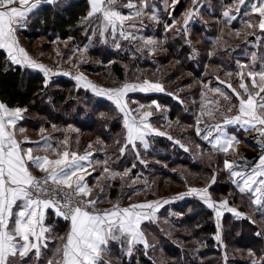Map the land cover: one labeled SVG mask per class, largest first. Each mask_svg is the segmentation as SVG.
Instances as JSON below:
<instances>
[{"label": "snow or ice", "instance_id": "snow-or-ice-1", "mask_svg": "<svg viewBox=\"0 0 264 264\" xmlns=\"http://www.w3.org/2000/svg\"><path fill=\"white\" fill-rule=\"evenodd\" d=\"M56 2L57 0H0V50H4L11 64L38 69L45 77L56 74L53 69L33 59L21 46L17 35L39 6ZM89 2L90 10L85 19H95L102 43H107L109 37L114 41L120 37L130 42L139 41L138 50L149 48L152 54L155 53L160 43L158 40L136 35V31L145 27L144 17L154 23H160L155 5L150 0H89ZM179 2L180 0H170L168 3L166 0L167 8L174 9ZM248 3L251 4V11L247 15L251 17L255 14L258 20L256 22L250 18L246 20L245 29H258L264 32V0H235L222 13L225 22L236 20L240 8ZM199 6L200 0H192V9L184 13L183 25L177 31L188 33V23L199 15ZM121 9L131 11L124 13ZM173 27L174 25H165L167 31H171ZM245 29L237 30L236 34L240 35ZM247 34L255 35V32ZM114 46L117 49L121 47L120 43H115ZM63 75L70 73L64 72ZM238 75L239 89L242 92L232 84H227L238 104L229 103L225 110L231 113L235 108L236 113L229 117L220 111L219 101H209L216 107L208 109L207 112L202 108L201 117L206 114L214 119L219 113L222 123L201 128L199 125L205 121L198 119L195 128L198 136L203 133V139L209 141L213 149L226 155L230 149L235 155L233 145L240 143L236 136L226 132V125H240L245 131L259 132L264 136V65L259 70L249 68L247 72L241 71ZM73 78L81 87L89 88L97 95L112 101L123 114L126 135L125 142L120 146V155H124L131 147L137 159H140L137 142L147 149L149 147L147 136L167 135L154 128L150 122L153 111H141L146 107L151 108L152 105H139L132 109L126 99L127 94L132 91L163 93L165 87L162 83L144 80L142 83H124L118 88H102L89 81L83 73ZM217 79L219 80V77ZM219 82L225 83L223 80ZM204 86L208 87L207 84ZM211 90L219 93L223 100L230 102L231 97L221 89ZM176 98L179 100V97ZM153 105L157 111L161 109L158 103L153 102ZM26 111V108H11L0 102V264H30L33 257L39 260L42 250L47 249L53 240L61 243L55 247L52 257L47 259L46 264H105L104 256L112 242L126 244L128 256L132 255L134 245L137 243L143 244L147 249L149 244L141 225L145 221L156 219V213L162 206L161 202L145 201L130 204L128 207H120L117 203L109 209H98L97 204L100 201L92 197V187L88 185L86 175H92L89 168L100 162H93L90 159L93 155L91 152L79 154L72 149L67 136L59 142L64 146L63 149L54 146L48 136H44L42 141L29 140L23 135L25 129L17 127L18 122L24 119ZM52 127L58 130L56 125ZM44 131L40 129L41 133ZM66 131L76 129L69 128ZM168 139L171 140L173 137L168 136ZM25 143L36 144V151H43L44 154L34 155L33 148L22 147ZM98 143L102 144V141ZM176 143L180 144L178 140ZM91 147L89 144L88 148ZM180 147L185 146L180 144ZM140 162L145 163L143 160ZM107 163L104 161L103 171L108 173L110 178L123 179L131 172V169H126L122 173L114 172L107 167ZM242 163L243 161L225 159L224 167L231 177L239 178L233 179V183L240 193L248 195L250 203L264 218V155L259 157L258 163L251 167L250 171L237 170ZM30 166L44 175L41 177L34 175ZM132 167L134 168L135 164ZM215 183L216 177L213 174L205 187H191L174 199L185 196L199 197L209 209L214 210L218 229L224 212L248 219L255 225L257 223L255 219L231 207L227 199L213 200L209 188ZM169 202L164 200L162 203ZM48 210H52L54 216L68 222V230L64 235L55 234L53 228L45 223ZM255 235L259 237L264 235V232L257 231ZM215 239L221 241V236L217 234ZM248 255L253 258L252 264H264V260L256 257L255 252L249 250Z\"/></svg>", "mask_w": 264, "mask_h": 264}, {"label": "rangeland", "instance_id": "rangeland-1", "mask_svg": "<svg viewBox=\"0 0 264 264\" xmlns=\"http://www.w3.org/2000/svg\"><path fill=\"white\" fill-rule=\"evenodd\" d=\"M190 4L192 1L188 0ZM200 0V5H201ZM206 0H204L205 2ZM70 0H64V1H58L55 3V5L64 6L68 4ZM152 4L155 5L157 15L160 17V23L167 25L168 20H172L174 18V14L176 12L178 4L175 5L174 9L167 8L166 0H150ZM168 3H170V0H167ZM210 5V4H209ZM214 5H212L213 7ZM200 7V6H199ZM192 9V5L188 10ZM39 10V9H38ZM37 10V11H38ZM124 13H128L129 9H121ZM34 14H36V12ZM185 11V12H186ZM184 12V13H185ZM199 15H201V9L198 8ZM182 13V12H181ZM179 14L180 17L178 19H175L174 22H172L171 25H174L173 28H181L183 25V19H184V13ZM32 14L27 22V25L23 28H21L17 35L20 41V44L22 47L25 48V50L29 53V55L35 59L38 63H53V64H63L71 69L74 70H80L85 77L92 83L96 84L99 87L102 88H118L122 86L124 83L134 84V83H142L144 80H149L151 82H160L165 87L164 94L169 95L171 93V98L177 99L176 97H179L178 101H183V105L188 109V115L192 116L193 118V125L192 127H188L185 125H182L179 123L180 117L186 109L179 110L177 113L178 117L174 120L170 119V112H173L172 104H167L166 102H158L161 106V109L157 111L153 105V102L147 101V100H140V99H134L132 103V100H129V106L132 108L133 106L137 108L139 105H145L149 106L152 105L151 108H145L143 110H151L153 111V117L151 118L150 122L152 125L160 130L165 132L167 135L165 136H156V135H150L153 139H157L158 142H160V146L166 149V152L168 154L173 153L172 147L170 145H174L177 148H181L185 152H188V154H192L193 160H199L201 157H209L210 160H213L215 162H220L218 168L216 164L208 170V172L203 173L202 171L193 170L192 167L186 164H179L176 166H169L168 161H164L162 159H159L157 157H153L151 155H148L147 151L140 152L142 156H144V159H146V166H145V176L141 178L140 180H136L135 182L128 181V177H124L122 179V187L127 188L123 189V193L121 194L122 198L124 197H131L133 201L136 200H146V201H160L162 206L160 207V211L158 214V221H147L143 231L145 233V236L148 240L149 247L146 249L144 245H138L135 244L133 248V253L131 256L135 257L137 260L141 257L148 258L152 260L153 264H231L230 260L232 258L239 257L241 260H251L252 257L248 255L249 250L247 248L242 247L240 253H236L233 247L231 246L232 243L237 244V240L235 235L234 237L230 235L229 230L232 228L231 223L232 219L229 218L227 222L225 223V226H223V219L224 216H231L232 218H235L236 221L239 223L240 220L243 221H249L245 218H240L234 216L232 213L224 212L222 217L220 218V228L217 227L215 212L213 209H209L203 201L196 196H185L181 199H174L178 196L180 193H185L189 190L191 187L196 188H203L205 187L208 182L210 181L213 174H215L216 177V183L212 184L209 188V192L215 201H220L223 199H227L229 201V204L231 207L237 208L241 213H244L246 216H251L253 219L256 220V224H252L250 221L249 223L251 226L245 225L241 227L243 229L244 235H248L243 242L249 243L250 237L253 230L258 229L261 232H264V218L261 217V214L255 210V207L250 203L249 197L246 194H242L239 192L236 184L235 187H230L229 182H233V179L238 180L239 178H233L230 176V173L228 170L224 167V160H236V161H243L241 164L240 169L237 170H247L250 171L251 167H254L258 160H255L253 163H244L243 158V152L247 151L250 152V149L246 147V143L244 142L243 136L245 134V131L240 125H226V132L229 135H234L236 138L240 141L238 145H233L235 148V155L232 154V150L230 149L229 153L226 155L223 152L217 151L213 149L212 145L209 143V141L203 139V133L199 135L202 143L205 146V149L208 148V150L203 149L201 143L197 142L194 138L191 136V128L195 130L197 126V120L203 119L205 121L204 124L199 125L201 128H205L207 125H214L216 123H222L219 113H217L216 117L210 118L206 114L201 117V109L204 108L205 112H207L208 109H215L216 105L209 103V101L217 100L220 102V111L224 112L227 116H232L236 113V109L233 108V111L231 113L226 112V108L228 107L229 103L231 104H238L237 99L235 98L234 94L231 92V89L227 87V84H232L233 87L237 88L238 91H241L239 89V83H240V77L238 73L241 71L247 72L249 68H255L256 70H259L262 65H264V45L257 46L253 50H248L246 48H238L239 41H244L247 39L249 34L248 32H252L251 29H247L244 31H241L240 35L236 34V31L233 29H229L227 25H222L221 23V30L219 34L221 35L219 39H216L214 44H212V51L208 52L210 59H212V64L209 67L208 72H210V77L205 80L204 77L199 78L198 80H192V82L189 83H182L183 80L191 79L189 73H183L178 77L174 78L171 81L164 82L165 76L168 74L171 66L176 64L175 61H170L169 65L170 69H166L169 66H166L159 70L154 68V70H150L149 68H142L135 70L134 72L131 71L132 68H130V63L127 62V64L124 66L126 71V81L123 82V84H119L117 80L113 77V74L108 71L104 70L101 75L99 74H89L85 71L86 68L89 66H94L102 68L103 61L100 58L95 57L94 49L95 48H101L98 51L100 52V57L102 58L101 54H104L105 46H109L111 48L114 47L115 43H120L121 47H124L123 49H127V51H130L131 45H133L135 54L139 53H146L147 57L152 59L156 58L159 55L167 56L164 49L163 44L160 42L159 39L154 36V33L157 30V27L160 23H154L153 21L149 20L147 17H144V25L142 29L139 31H136V35L139 37L144 38H153L158 40L160 43L158 47L155 50V53L152 54L151 50L149 48H143V50H138L137 45L140 43L139 41H126L123 40L120 37H117V39L114 41L111 37H109L107 43H102L101 39L98 35V27L95 19L93 20H84L83 25L85 27H91L92 31L90 35L87 37V41H82L84 38V33L82 29V33L77 32L72 34V37L69 38L66 41L63 40H49L47 37H39L35 40L29 39L25 35V31L28 30V25L31 17L34 15ZM195 18H201L200 16H195ZM179 21V23H175ZM231 23V22H230ZM96 29V30H95ZM241 30V29H239ZM147 31H151L152 33L149 34ZM75 34L77 35V43L73 42V38L75 37ZM86 40V39H85ZM164 41V38H163ZM89 42V43H87ZM112 42V43H110ZM129 44V45H128ZM124 45V46H123ZM120 47V48H121ZM119 48V49H120ZM86 49V51H84ZM118 49V50H119ZM238 51V53H235V51ZM133 53V52H132ZM237 55V56H236ZM135 55H132V58ZM246 58L243 60H240V58ZM255 58V59H253ZM86 61V62H84ZM246 67H241L242 65ZM78 65V66H77ZM105 65V63H104ZM107 66L110 65V63L106 64ZM241 65V66H239ZM208 68V67H207ZM206 68V69H207ZM225 68V73L223 76H218L217 74L211 73L213 72H219L221 69ZM166 69V70H165ZM205 69V70H206ZM182 70V69H181ZM208 72H204V76H207ZM228 73H231L229 76ZM237 73V74H236ZM211 74H213L211 76ZM219 77V80L217 79ZM54 79V78H52ZM223 80L225 83L221 84L219 81ZM75 82H77L75 80ZM207 84L208 87H205L204 85ZM219 88L221 91L225 92L231 97L230 102L223 100V98L219 95V93H216L212 91L211 89ZM198 93V95L195 97V95H191L190 92ZM138 92V91H132L129 92ZM140 92V91H139ZM203 94V95H202ZM132 97V96H130ZM132 104V105H131ZM132 106V107H131ZM133 108V109H135ZM108 113V112H107ZM103 114V113H102ZM109 114V113H108ZM135 115V113H133ZM101 121V119H100ZM68 127V126H67ZM116 136L123 137L124 136V130H122L120 124L115 125ZM196 132V131H195ZM48 133H52V131H48ZM243 133V134H242ZM31 137H37V133H30ZM168 136L173 137V139H168ZM198 136V135H197ZM77 137H81L84 142L88 139L95 140L96 142L102 141L104 144V148L106 149L108 147V143L104 142L102 139L95 137L94 132L87 133L77 130ZM115 138V136H114ZM179 141L180 144H183L185 147H180V144H177L176 141ZM109 142V140L107 141ZM103 146H97V150L99 151ZM187 149V150H185ZM204 150V151H203ZM239 155L241 156L239 158ZM249 155V153H246L245 156ZM248 158V157H247ZM250 159V158H249ZM132 170V169H131ZM226 173H225V172ZM131 174V173H130ZM226 174V175H225ZM130 176V175H129ZM128 178V179H127ZM223 186H229L230 191L227 196H224L220 194V189ZM159 188V189H158ZM246 195V196H245ZM234 196L237 197V200H239L240 206H246L247 211H244V209L240 210V206L233 205L234 202ZM104 197V196H103ZM197 200L199 203L204 205L207 209L212 211V220L214 221L217 233L212 236L214 241L217 243L218 250L220 253L213 254L209 249L208 245L206 244V239L204 237H200L196 235L197 228L194 225V220H190L188 217V214L194 213L193 210L195 208H189L187 205L182 204L183 202H180L182 200ZM164 200L170 201L167 204H163L162 202ZM98 203L105 209H107L108 205H106V200H99ZM189 208V209H188ZM196 212V210H195ZM198 213V212H197ZM235 221V222H236ZM253 225V226H252ZM237 232L240 230L239 227H237ZM227 231V235L224 232ZM219 234L221 236V241H217L215 239V236ZM262 236V243L260 244L262 251L260 250V253L264 254V235ZM228 238V239H227ZM250 244H246V247L249 248ZM258 246V247H260ZM123 249V254L127 253V245L125 244V247ZM110 252H112V247L109 248ZM252 251V250H251ZM255 252V251H253ZM234 253V254H233ZM256 257H260V255L255 252ZM114 255V254H113ZM116 258H112L108 264H123V259L119 258L118 256L114 255ZM130 258V256H128ZM126 260H131V259ZM41 259V258H40ZM46 259L36 260L34 257L30 264H41V261H47ZM229 260V263H228ZM41 262V263H38ZM107 264V263H106ZM138 264H141L140 262Z\"/></svg>", "mask_w": 264, "mask_h": 264}, {"label": "trees", "instance_id": "trees-1", "mask_svg": "<svg viewBox=\"0 0 264 264\" xmlns=\"http://www.w3.org/2000/svg\"><path fill=\"white\" fill-rule=\"evenodd\" d=\"M229 1L232 0H227V2ZM223 4L222 0L201 1L199 9H201L202 17L200 19L194 17L193 20L189 21L187 34L183 31H177L179 28H173L171 31H167L165 29V24L160 23L154 36L162 42L163 49L167 55L166 57L164 55H159L156 58L150 59L147 57L146 53L138 52V54H135L133 45H131L130 51H127V49L124 51L121 49L115 50L109 46H105V48H103L104 54H101L102 58L99 55L102 51H98L101 48L94 49V53L96 54L95 57L102 59L103 67L98 69L97 67L89 66L85 71L89 74L101 75L104 70H108L113 74V77L119 82V84H123L127 78L124 67L127 62L130 63V68H132L131 71L134 72L137 68H149L152 71L154 68H158L157 70L161 68L164 69L166 66L173 65L170 64V61H175L176 64L171 66L173 69H170V66L166 68H169L171 71L165 76L164 82L171 81L175 77L178 78L183 71L189 73L191 79L183 80L182 83H189L192 82V80H198L201 77H204L205 82V80L210 77V72H208V70L211 66L210 64H212V59H210L208 52L212 51L213 39L219 35L221 29L217 17L223 9ZM191 5L192 3L190 4L188 0H180L174 18L178 19L180 17L179 14L181 12L184 13L191 7ZM212 5L214 6L212 7ZM89 10L90 4L88 0H72L64 6L57 4H44L39 8L36 14L31 17L25 35L31 40H35L39 37H47L49 40L66 41L72 37L73 33L77 34V32L80 31L82 33L83 29L84 38L81 42H83V40L87 41V37L90 35L92 28L90 26L85 27L83 21ZM174 18H172L171 21L168 20L167 25H171L172 22L175 21ZM76 34L73 38L74 43H77ZM132 55H135V58H132ZM107 63H110V65L106 66ZM207 65L208 68L206 69ZM225 71V68H223L219 72L215 73L211 71V73L223 76ZM204 72H208L207 76H204ZM213 74H211V76ZM49 79L50 81L46 84L48 79L46 80L42 73L11 64L6 58V53L3 50H0L1 102L6 103L11 108H26V115L37 127H39L40 124H44L46 128L51 127L52 124L56 125V123L60 126L74 124L82 132H94L95 137L100 138L103 141L112 138L113 126L121 122L122 116L110 102L93 97L89 91L78 88L74 81L67 78L57 77ZM195 91L196 90L190 92V94H193L196 97L198 93ZM133 97L134 99L147 100L150 102L158 101L172 104L173 112H170L171 120L178 117L177 113L179 110L183 111V109H186L183 103L164 93L145 95L135 94L132 98ZM187 110L188 109L182 113L179 123L192 127L193 118L188 115ZM190 131L192 133L191 136L194 138L195 135V140L201 143L203 149H205L206 145L202 143L195 130L191 128ZM153 142L154 143L151 146L152 148L147 151L148 155L168 161L169 166L186 164L192 167L193 170H200L203 173H206L214 166V164H216L217 168L220 164L219 161L215 162L210 160L209 157H201L200 161L193 160L192 154L189 155L188 152H185L174 145H170L173 153L168 154L166 149L160 146V142H158L157 139H153ZM206 149L208 150V148ZM232 183L233 182H229V186L234 188L235 185ZM229 186H223L219 193L227 196L230 191ZM233 198V205L239 207V200H237L236 196ZM180 202H183L182 204H186L189 208H195L196 212L193 210L194 213L188 214L189 219L194 220L193 223L197 228L195 234L206 239L208 249L213 254L220 253L219 251H216L218 250L219 245H217L212 238V236L217 233L216 225L211 218L212 211L194 199L182 200ZM241 209L247 211L246 206H240V210ZM229 218L233 220L231 223L232 228L229 230L230 235L238 237L236 238L237 244L232 243L231 245L232 247L234 246L233 249L235 252L238 254L241 252L239 250H241L242 247H245L247 250L250 249L257 252L260 255L259 258L264 260V254L260 253V250L262 251L260 246L262 243V236L258 237L255 235L259 230H253L250 242L244 243L243 240L248 235H244L241 227L244 226V224L248 226H251V224L249 221L241 222L242 220L238 223L235 218L225 215L223 226H225V223ZM237 227L240 228L238 232L236 230ZM225 233L227 235V231L224 232V235ZM246 244H250L249 248L246 247ZM111 247L113 249L111 253L122 258L123 264H138L139 262L141 264H153L152 260L144 257H141V259L139 258V260L136 258H133L130 261L126 260V258L122 256L123 249L120 248L117 243L111 244L110 248ZM230 262L231 264H252L251 260L243 261L236 256L235 258H232ZM168 264H172V262Z\"/></svg>", "mask_w": 264, "mask_h": 264}, {"label": "crops", "instance_id": "crops-1", "mask_svg": "<svg viewBox=\"0 0 264 264\" xmlns=\"http://www.w3.org/2000/svg\"><path fill=\"white\" fill-rule=\"evenodd\" d=\"M58 1H64V0H57V2ZM70 1H72V0H70ZM157 1H159V0H157ZM222 2L224 3L223 9L221 10V12L219 13V15L217 17V20L219 21L220 26L222 23L223 26L227 25L229 29H233L234 31L237 32V30H239V29H245V21L248 20L249 18L252 19L253 22H256L258 20V16H256L255 14H252L251 17H249L247 15V13H249L251 11V4L248 3L247 5L240 8V12H239L236 20L230 21L231 23L230 22L226 23L225 17L222 15V13L225 10H227L235 2V0H232L229 2H227V0H222ZM89 4H90V2H89ZM42 5H44V4H42ZM41 6H39V8ZM199 16L202 17V15H198V17ZM245 30H247V29H245ZM251 31H254L255 35H249L246 40L241 41V42L239 41L238 48H241V47L246 48L247 47L248 50H253L257 46L264 45V32H261L258 29H251ZM147 32H149V31H147ZM151 33L152 32L150 31L149 34H151ZM220 36L221 35L219 34L216 38L213 39V44H214L216 39L220 38ZM87 43H89V42H87ZM110 43H112V42H110ZM123 48L124 47H121L120 49L122 51H124ZM114 49L118 50L117 48H114ZM235 53H238V51L236 50ZM238 58H240V60L246 59V58H241V57H238ZM241 65H239V66H241ZM207 67H208V65L206 66V68ZM23 68H29L31 70H35V71L42 73L38 69H33L30 67H23ZM44 77H45V75H44ZM45 78H46V80L48 79L46 82V84H47L50 81V79H49V77H45ZM75 83H76V86L78 88L89 91L93 97L98 98V99H102V100H106V101L110 102L115 107L117 112L122 116V120H121V122H119V124H120L122 130H124V136L123 137H119V136L115 135L116 134V132H114L115 126H113L112 138L109 139V142H107L108 140L104 141V142L108 143L107 144L108 147L105 149L103 143L101 144V143H98L95 140H91V139H88L84 142V140L81 137H77V130H79V129L74 124H70L67 127V126H60L58 123H56L58 130L53 129L52 126L55 124H52L51 127H48V128H46L44 126V124H40L39 127H37L33 124V121L30 120V118L26 115V112L24 113V119L18 122L17 127L18 128L23 127L25 129V132L23 135L26 136L31 141H42V138L44 136H48L51 138L50 142L54 146H57V147L63 149L64 146L62 144H60L59 142L67 136L69 138V146L72 149H74L75 151H77L79 154H85L86 152L93 153V155L91 156L90 159L93 162L99 161L100 163L94 164L93 167L89 168V171L92 172V175H86V181H87L88 185L90 187H92V197L98 198V200H101V199L106 200L105 206L108 205L107 209L112 208L113 205L117 204V203L120 205V207H128L130 204L145 202L146 200L133 201L131 199V197L122 198L121 194L123 193V189H126L127 186H126V188L122 187V183H121L122 179L120 177L110 178L109 174L104 173V171H103V168L105 167L104 161H107L108 162L107 167H109L114 172L122 173L126 169H132L130 172L131 174H129L130 176H127L128 178H130V179L127 178L128 181L130 182V184H132L133 181L135 182L136 180H140L141 178H143L145 176L146 159H144V156L140 155V159H137L135 152L131 149V147H129V149L126 150L124 155H120V146L125 142V135H126V131H125L124 124H123V114L120 113L118 111L117 107L115 106V104L112 101L108 100L106 97L99 96L96 93H94L91 89L81 87L80 84H78L77 82H75ZM135 94L145 95V94H161V93L160 92L144 93V92L138 91V92H133V93L127 94L126 99L128 101L131 99L132 103H133L134 99L130 96H133ZM133 108H135V107L133 106L132 109ZM141 111H144V110L141 109ZM152 117H150V120ZM137 118L139 119V117H137ZM69 128L76 129V131H66ZM40 129H44L45 131L43 133H41ZM48 131H52V133L49 134ZM30 133H37V137H31L29 135ZM114 136H115V138H114ZM146 139L149 143V147L147 149H144L143 145L140 144L139 142H137V150L139 151V153L144 152V151H149L150 148H152L151 146L154 143L153 138L149 135L146 137ZM117 141H119V143H117ZM89 144L92 145L91 148H88ZM97 146H103V147H101V149L98 151L96 148ZM22 147L33 148L34 149V155L44 154L43 151H36L37 145L34 143H25L22 145ZM52 158H55V157H52ZM140 160L145 161V163H141ZM133 164H135L134 168L132 167ZM30 170L33 172L34 175L43 174L40 171H38L37 169L32 168L31 166H30ZM101 189H103V191H101ZM159 211L160 210H158L156 213V219L152 220L153 222L158 221ZM146 222L147 221L142 223V225H141L142 230H143ZM45 223L53 228V232L55 234L64 235L65 232L68 230V222L64 221L63 219H61L59 217L54 216L52 213V210H48L47 219L45 220ZM59 243H61V242H58L55 240L51 241L48 245V248L42 250V255L40 258L43 260L46 258L50 259L53 255L55 247H57ZM113 243H117L120 248L125 247V244L121 245L119 242L110 243L108 246V252L104 256V261L107 264L109 262L108 261L109 258H110V260L112 258H116V257H114V255L109 250L110 245ZM137 244L143 245L141 243H137ZM122 256L126 259L128 257L127 254H122ZM133 258H135V257H133V256H130V258L128 257V259H133ZM41 259H39V260H41ZM41 262L38 261V263L46 264L45 261L44 262L41 261Z\"/></svg>", "mask_w": 264, "mask_h": 264}, {"label": "built area", "instance_id": "built-area-1", "mask_svg": "<svg viewBox=\"0 0 264 264\" xmlns=\"http://www.w3.org/2000/svg\"><path fill=\"white\" fill-rule=\"evenodd\" d=\"M47 67L54 70L56 73L55 75H49V78H57V77H64L69 80L75 81L73 78L74 76L82 73L80 70H74L71 69L63 64H53V63H44ZM64 72L70 73V75H63ZM244 142L246 143V147L250 149V152L244 151L243 158H246L244 163H253L255 160L259 159L261 155H264V136H261L259 132L249 131L244 134L243 136ZM246 153H249V155L245 156ZM248 157V158H247ZM250 158V159H249ZM44 174H37L36 176L41 177ZM98 209H105L101 205L97 204Z\"/></svg>", "mask_w": 264, "mask_h": 264}]
</instances>
